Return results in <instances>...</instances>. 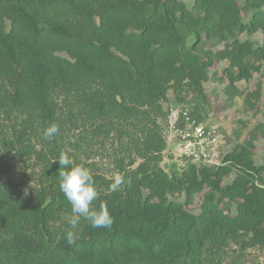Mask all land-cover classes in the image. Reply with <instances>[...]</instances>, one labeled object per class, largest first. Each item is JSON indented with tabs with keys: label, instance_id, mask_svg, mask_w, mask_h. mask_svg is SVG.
<instances>
[{
	"label": "trees",
	"instance_id": "trees-1",
	"mask_svg": "<svg viewBox=\"0 0 264 264\" xmlns=\"http://www.w3.org/2000/svg\"><path fill=\"white\" fill-rule=\"evenodd\" d=\"M223 61L226 94L256 110L264 0H0V264H249L241 252L264 250V120L218 165L161 166L168 93L204 122V83ZM61 153L91 170L93 207L113 217L81 219L74 244ZM117 174L131 184L111 192Z\"/></svg>",
	"mask_w": 264,
	"mask_h": 264
},
{
	"label": "rangeland",
	"instance_id": "rangeland-1",
	"mask_svg": "<svg viewBox=\"0 0 264 264\" xmlns=\"http://www.w3.org/2000/svg\"><path fill=\"white\" fill-rule=\"evenodd\" d=\"M241 1V0H240ZM241 38H245L241 35ZM262 38L260 32L252 35V39L259 42ZM204 48H215V43L212 41H204ZM216 48H221L219 45ZM227 64L226 61L220 62L214 68L210 69L209 78L204 83L205 92L207 95V103L203 106L201 114L204 116L203 120L205 123L216 126L220 134V145L218 148L220 161L221 157L225 152L230 151L234 145L240 141V139L245 135L247 130H249L256 122L264 120V77L261 82V95L259 101L257 102V109H249L243 102V95L236 94L232 98L229 97L225 92L226 83L220 79V74L222 68ZM258 74H254L249 83L243 81L238 82L237 86L240 90L246 92L248 89L252 88L255 81L258 78ZM245 88H247L245 90ZM169 101L165 102V106H169V116L168 125L165 127L164 134H166L169 129V122L172 120V113L178 112L179 108L182 106L174 102L173 95L171 92L168 93ZM246 124V126L244 125ZM236 133L240 134L239 137ZM264 152V138H259L256 142L254 159L256 164L261 163L262 156ZM161 166L164 170L170 171V165L164 163L163 159ZM234 173L225 179L229 182L233 179ZM182 196H179V200H182ZM201 194L195 196L193 204L189 207L190 211L197 213L199 211L201 203ZM235 253H231L232 256L237 255L238 247ZM237 257V256H236ZM240 258L243 262L249 264H264V250L258 248H249L241 252Z\"/></svg>",
	"mask_w": 264,
	"mask_h": 264
},
{
	"label": "clouds",
	"instance_id": "clouds-1",
	"mask_svg": "<svg viewBox=\"0 0 264 264\" xmlns=\"http://www.w3.org/2000/svg\"><path fill=\"white\" fill-rule=\"evenodd\" d=\"M58 132V125L51 124L43 130V139L51 141ZM57 160L60 165L59 188L70 204L72 213L66 218L67 224L70 225L64 234L68 244H74L79 239L77 229L81 219L87 221L92 228H110L113 217L107 206L101 204L99 208L93 207V202L98 199L99 194L91 170L83 165L74 164L66 153H61L59 158L53 161ZM126 184L130 185L131 181L117 174L112 178L109 190L120 191Z\"/></svg>",
	"mask_w": 264,
	"mask_h": 264
},
{
	"label": "built area",
	"instance_id": "built-area-1",
	"mask_svg": "<svg viewBox=\"0 0 264 264\" xmlns=\"http://www.w3.org/2000/svg\"><path fill=\"white\" fill-rule=\"evenodd\" d=\"M171 115L173 118L166 133L163 162L177 171H182L187 164L218 165L220 130L198 121L187 110Z\"/></svg>",
	"mask_w": 264,
	"mask_h": 264
}]
</instances>
